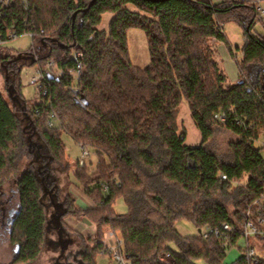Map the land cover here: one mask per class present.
Wrapping results in <instances>:
<instances>
[{
    "label": "trees",
    "instance_id": "trees-1",
    "mask_svg": "<svg viewBox=\"0 0 264 264\" xmlns=\"http://www.w3.org/2000/svg\"><path fill=\"white\" fill-rule=\"evenodd\" d=\"M258 6L256 0H9L0 29L33 33L28 50L0 48L7 90V96L0 92V186L24 152L33 156L15 179L19 203L6 221L14 263H31L48 249L57 250L61 263L75 240L62 218L78 211L96 225L90 236L78 233L81 264H97L107 254L101 241L110 230L122 238L128 264H165L163 254L172 264H226L239 242L242 253L231 264H251L248 242L264 244L257 235L243 237L248 214L264 217V32L254 33L264 16ZM105 13L113 17L99 29ZM229 20L247 36L236 82L215 58L214 41L228 44ZM132 27L147 34L151 59L143 68L129 56ZM24 65L44 74L46 92L35 103L21 93ZM183 100L202 136L198 146L179 132ZM217 128L238 137L229 156L209 147ZM64 132L98 156L94 172L80 161L73 171L95 200L92 207H77L49 168L55 161L69 177ZM118 197L127 212L114 210ZM183 218L197 226V235L178 231ZM206 228L220 233L204 237ZM257 259L264 264V257Z\"/></svg>",
    "mask_w": 264,
    "mask_h": 264
},
{
    "label": "rangeland",
    "instance_id": "rangeland-1",
    "mask_svg": "<svg viewBox=\"0 0 264 264\" xmlns=\"http://www.w3.org/2000/svg\"><path fill=\"white\" fill-rule=\"evenodd\" d=\"M260 5L264 8V0H261ZM112 13H105L103 15V21L99 25V29H107ZM224 32L226 34L228 44L221 41H214L216 48L215 58L219 62L220 67L223 69L228 77L229 82H236L239 78V67L238 61L242 59L243 56V46L247 41V36L245 34L244 28L235 20H229L224 23ZM255 32H264L263 22H257L254 25ZM127 42L129 49V56L131 61L139 67H146L150 63V52L147 34L143 29L132 27L127 31ZM33 45L32 37L27 34H22L20 36L9 39L5 42L4 47L9 51H25L31 48ZM230 46L232 49H230ZM12 58V57H11ZM13 65V64H12ZM37 75L36 67L33 65H24L20 71V89L21 93L27 101L30 103H35L39 100L38 83H33L32 78ZM0 92L7 96V90L5 88V79L0 67ZM177 122L179 126V132H186V143L192 146H198L202 141V136L195 125L192 117L189 105L186 100L180 105ZM56 123V122H55ZM52 123L49 122V126ZM43 127V125H42ZM62 139L65 144L66 155L69 158L70 168L69 177H67L66 166L60 165L55 161H49V168L54 169V174L57 176L60 188L68 192L73 198L76 199L77 207L88 208L95 205V200L89 198L83 193L80 186H78V181L73 174V171L77 168V163L86 162L87 166L92 167L94 172L96 165L98 163L97 154L90 149V153L85 154L82 146L77 143L71 135L67 132L62 133ZM238 137L232 132L224 129L217 128L215 135L209 141V147L217 152L221 156H229L231 144L236 141ZM32 154L28 151L24 152L22 156L18 158L17 164L12 170L5 171V179L0 186V263L1 264H11L13 259L16 257L15 245L11 242L8 229L6 227V221L9 217V211L11 209H16L19 203V194L16 186L15 179L20 171L26 168L27 163L32 158ZM51 171V169H50ZM69 179V180H68ZM114 210L117 213H125L128 210L127 204L123 197H118L113 205ZM62 222L64 226L67 227L73 238V242L67 246L65 251L66 257H62L59 261V256L57 250H44L37 260L27 263V264H81L75 257L77 251L82 248V243L80 242V237L78 233L84 236H90L94 234L96 225L89 221L86 216H82L78 211L73 213H68L63 216ZM61 222V224H62ZM176 228L183 236H194L199 233L197 226L188 219H181L176 222ZM120 241L123 252V240L122 238L110 230L106 237L101 241L107 254H99L97 256V264H120L115 258L110 246L114 243ZM242 242L238 243L233 249L228 251L225 263L231 264L236 261L241 253ZM173 248L177 249L176 244L171 245ZM258 255L264 257V244L258 243L255 246ZM120 251V250H119ZM77 252V253H76ZM72 254V256H71ZM162 261L165 264H172V258L169 254H163L161 256ZM126 264L127 261L125 259Z\"/></svg>",
    "mask_w": 264,
    "mask_h": 264
},
{
    "label": "built area",
    "instance_id": "built-area-1",
    "mask_svg": "<svg viewBox=\"0 0 264 264\" xmlns=\"http://www.w3.org/2000/svg\"><path fill=\"white\" fill-rule=\"evenodd\" d=\"M9 0H0V20L3 18V10L4 7L8 4ZM256 3L259 4L258 10L260 13L264 16V8L260 5L261 0H256ZM27 34V33H26ZM31 37L33 36V33H28ZM14 37H17L15 29H5V31H2L0 29V48H5L4 44L7 40L12 39ZM78 56H82L81 53H78ZM37 75L32 78L33 83H38V92L45 90V85H44V74L43 71L40 69H36ZM80 73V71H79ZM46 92V90L44 91ZM76 92V91H75ZM85 154H88L86 150H83ZM226 177V176H223ZM264 197V194L262 195ZM224 230H233L232 227H230L228 224H224L222 226ZM219 234V230H214L212 228H206L204 230L203 236L208 237L211 233ZM259 236L261 240L264 241V217L262 215H259L256 219L252 218L249 214L247 215L244 223V229H243V237L249 241V238L252 236ZM112 252L115 255V258L119 261L120 264H126L125 258L121 252L120 247L122 248V245L120 241H117L114 243L113 246H110ZM120 250V251H119ZM246 258L250 261L251 264H257L258 259H257V252L255 247L252 245L247 244L246 246Z\"/></svg>",
    "mask_w": 264,
    "mask_h": 264
},
{
    "label": "water",
    "instance_id": "water-1",
    "mask_svg": "<svg viewBox=\"0 0 264 264\" xmlns=\"http://www.w3.org/2000/svg\"><path fill=\"white\" fill-rule=\"evenodd\" d=\"M11 94V93H10ZM65 213V211H63L58 217H57V224H61L60 218L61 216Z\"/></svg>",
    "mask_w": 264,
    "mask_h": 264
},
{
    "label": "flooded vegetation",
    "instance_id": "flooded-vegetation-1",
    "mask_svg": "<svg viewBox=\"0 0 264 264\" xmlns=\"http://www.w3.org/2000/svg\"><path fill=\"white\" fill-rule=\"evenodd\" d=\"M10 212V211H9ZM10 214V213H9ZM6 224V223H5ZM59 225V224H58ZM60 227H61V224L59 225ZM15 252H16V246H15ZM14 260L15 259H13V261L11 262V264H16V263H14ZM1 264V263H0Z\"/></svg>",
    "mask_w": 264,
    "mask_h": 264
}]
</instances>
